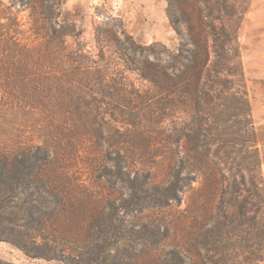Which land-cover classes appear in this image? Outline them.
Masks as SVG:
<instances>
[{
    "label": "rangeland",
    "instance_id": "374dc122",
    "mask_svg": "<svg viewBox=\"0 0 264 264\" xmlns=\"http://www.w3.org/2000/svg\"><path fill=\"white\" fill-rule=\"evenodd\" d=\"M177 2L194 8L176 7L177 18L203 23L210 63L211 34L237 36L244 77L234 86L248 94L260 168L229 170L244 154H227L238 124L224 129L220 101L204 100L221 93L218 81L210 93L201 80L197 102L172 75L180 43L192 47L191 23L177 32L168 0H0V168L11 171L0 177V264H255L253 233L230 222L225 199L251 179L264 190V0ZM29 54L40 58L32 68ZM13 63L33 77L21 83ZM113 151L149 187L187 163L181 203L126 207Z\"/></svg>",
    "mask_w": 264,
    "mask_h": 264
},
{
    "label": "trees",
    "instance_id": "16d2710c",
    "mask_svg": "<svg viewBox=\"0 0 264 264\" xmlns=\"http://www.w3.org/2000/svg\"><path fill=\"white\" fill-rule=\"evenodd\" d=\"M207 1L209 0H205L206 3ZM168 4L169 13H171V21L177 32L181 33V21L192 24H190V34H188L192 47H190L188 43H180L178 52L174 54L171 59V73L176 78L178 84L185 85L186 89L184 92L189 95L191 92L196 93V91H198V85L203 79L206 82L204 85L209 86L210 93H213V91L215 93L216 90H214V88L218 81L221 93L216 97H212L209 93H206L203 97L208 105L214 103V100L220 101L218 107H221V110L219 111V118L216 122L221 123L224 129L229 128L230 126L228 125H230V123L238 124L241 134L239 135V132H236L237 136H233V138L227 140L226 145L230 149L227 153L228 155L244 154L241 160L242 163H236L234 161L233 164L229 166L230 171L236 167L237 175L243 178V170L255 172L260 168V165L258 149L255 148V132L250 118L251 108L248 94L242 86H238V88L234 86V79L241 81L244 77V72L241 68V50L236 46H232L234 42L237 43V36L235 34H211L215 46L213 48L214 59L213 62L210 63V53L207 47L208 42L205 34H203V23L200 21V18L197 17L195 22H192L193 19L191 20L189 18L180 20L176 17L174 12L176 7H179V13L184 16L186 14V8L194 12L193 6L188 2L180 3L177 2V0H168ZM213 11L214 8L211 6L208 12L209 17L213 15ZM191 12H189L190 15L194 17V13ZM209 27L215 33V28ZM23 54L25 55L26 52H23ZM18 56L13 52L12 55L8 56V59L17 60ZM22 58L28 66H31L32 62L40 60L39 56L35 57L31 54H29V56H21V59ZM13 65L14 67H18L14 63ZM16 70L20 73V82L22 80L28 81L33 77V74L29 70L22 71L20 67ZM219 73H225L220 74L222 75V79L218 78ZM5 76L10 80L9 74ZM168 80L169 74H167V71H164L160 81L165 84ZM201 98L196 93V101L199 102ZM107 158L114 165L116 177L124 182L130 189L129 199L125 200L126 207L145 209L149 207V203L153 201H156L160 205H168L170 200L178 204L181 203L182 198L179 193L183 190L184 186L187 185L188 181V177H181V174L184 170H187V163L184 164L181 162L180 166L174 169L172 178L166 185H152V187H149L145 180L146 177L141 175L139 171L133 172L130 169L123 170L128 162L121 152H110L107 154ZM29 170L28 167L23 170H17L12 181H20L24 176L29 174ZM210 171L214 175L219 173L220 168L218 164L213 163ZM10 173L11 171L8 168H0L1 178L9 177ZM218 185L219 184H216L217 189H219ZM228 193L231 198H226L225 201L229 206L236 209L234 215L236 217H234V219L231 218L230 222H235L237 227L239 226V228H242L241 232L253 233L252 236L255 241L253 262L259 264L264 261V190H259L253 182V179H251L250 186L241 188L235 185L232 191ZM223 216L225 220L229 219L227 213L223 212ZM148 227L149 226H143L145 235H147ZM223 227H226L225 224H223ZM218 232H220L219 228ZM225 235L227 234L225 233ZM194 264L200 263L196 262Z\"/></svg>",
    "mask_w": 264,
    "mask_h": 264
}]
</instances>
